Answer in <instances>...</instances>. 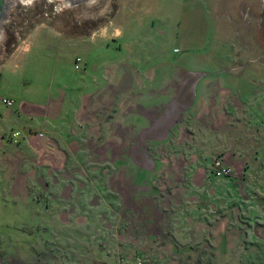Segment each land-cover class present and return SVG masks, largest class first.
<instances>
[{"label": "rangeland", "instance_id": "obj_1", "mask_svg": "<svg viewBox=\"0 0 264 264\" xmlns=\"http://www.w3.org/2000/svg\"><path fill=\"white\" fill-rule=\"evenodd\" d=\"M262 11L264 0H15L0 109L80 104L65 108L80 135L23 157L22 132L0 124L15 146L0 148V264H264V211L244 202L264 201ZM197 82L243 93L194 106Z\"/></svg>", "mask_w": 264, "mask_h": 264}, {"label": "crops", "instance_id": "obj_2", "mask_svg": "<svg viewBox=\"0 0 264 264\" xmlns=\"http://www.w3.org/2000/svg\"><path fill=\"white\" fill-rule=\"evenodd\" d=\"M199 85L200 83L197 82L194 84V88L190 87L187 89V91H191L193 93V100L195 103L194 106L209 105L208 102H210L212 98L218 97L220 91H243L241 88L238 89L236 87H229L225 89L223 86L211 87L210 85H208L203 89L206 92H203L201 89L203 85ZM186 86L187 85H184L182 89H179L177 87L175 91H183ZM171 88H173V86L168 87L167 90H170ZM170 92L172 91H169V93ZM177 94L178 96L181 95V93ZM168 96V94H164V97H167V99ZM243 96L246 97L247 94H244ZM7 98L12 99V97ZM14 101L15 104L13 110L8 109L7 106V108H4V110L0 109V124H4L6 126L3 127L6 133H11L13 130H20L22 132L21 144L17 149H19L18 151L20 152L18 153L22 154L23 157L25 155L35 156L40 153L42 150L38 149L42 144L47 148L46 150H48L47 155H50L51 153H55L60 147H65L66 145L71 146L72 142L70 143V139H76L79 137V131L76 132L74 129H72V131H69L67 129V124L69 125V122H71V125H76V122L69 119L70 116L65 111V108H69L71 109V112H75L81 108L80 104L76 106L74 103H71L69 106H66V102L63 99H55L53 103L52 101H50L46 104H37L36 102H33L31 105V102L17 101L15 99ZM30 106L35 107V111H38V113H36L37 115H34V113L28 114L26 112V110L29 109ZM54 107L56 108L57 112V116L55 118L51 115L50 111V109ZM25 114L27 115V118L25 117ZM76 128L80 130V127L78 125H76ZM4 141L6 142V144H4ZM2 145L4 147L7 146L12 150H15V146H12L9 140L7 141L5 139L3 140V142H0V148H2ZM260 187H264V184L258 183L256 186V192L258 198H262V200H264L263 197H261L263 189H261ZM254 197L251 198L253 199ZM251 198H248V196H246V199L248 200H244V202L246 203L248 214H261L262 211H264V201L262 206L261 201L258 204L255 202V200L253 202H250Z\"/></svg>", "mask_w": 264, "mask_h": 264}, {"label": "water", "instance_id": "obj_3", "mask_svg": "<svg viewBox=\"0 0 264 264\" xmlns=\"http://www.w3.org/2000/svg\"><path fill=\"white\" fill-rule=\"evenodd\" d=\"M15 0H0V41L3 36V27L10 17V11L14 5ZM24 1V0H21ZM32 2L34 0H28ZM67 5L75 7L83 4L92 3L94 0H63Z\"/></svg>", "mask_w": 264, "mask_h": 264}, {"label": "built area", "instance_id": "obj_4", "mask_svg": "<svg viewBox=\"0 0 264 264\" xmlns=\"http://www.w3.org/2000/svg\"><path fill=\"white\" fill-rule=\"evenodd\" d=\"M3 103L9 106L13 105V101L10 99H4ZM20 135H21L20 132H14L13 136L15 137V142H17V139L20 138ZM231 171H232L231 168L225 167V168L219 169L218 174L229 175Z\"/></svg>", "mask_w": 264, "mask_h": 264}, {"label": "flooded vegetation", "instance_id": "obj_5", "mask_svg": "<svg viewBox=\"0 0 264 264\" xmlns=\"http://www.w3.org/2000/svg\"><path fill=\"white\" fill-rule=\"evenodd\" d=\"M262 12H264V11H262ZM261 22L264 24V17L263 16L261 17Z\"/></svg>", "mask_w": 264, "mask_h": 264}, {"label": "trees", "instance_id": "obj_6", "mask_svg": "<svg viewBox=\"0 0 264 264\" xmlns=\"http://www.w3.org/2000/svg\"><path fill=\"white\" fill-rule=\"evenodd\" d=\"M13 106V105H12Z\"/></svg>", "mask_w": 264, "mask_h": 264}]
</instances>
